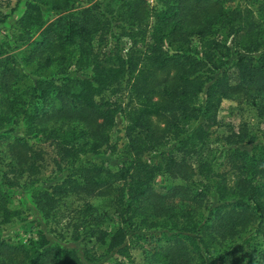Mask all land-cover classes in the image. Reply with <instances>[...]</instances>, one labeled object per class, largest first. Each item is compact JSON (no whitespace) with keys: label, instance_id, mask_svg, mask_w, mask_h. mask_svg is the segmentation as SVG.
<instances>
[{"label":"trees","instance_id":"16d2710c","mask_svg":"<svg viewBox=\"0 0 264 264\" xmlns=\"http://www.w3.org/2000/svg\"><path fill=\"white\" fill-rule=\"evenodd\" d=\"M43 7L60 14L48 21ZM256 10L223 0H157L153 6L107 0L78 10L72 0H25L14 26L18 40L29 43L25 60L39 72H55L25 84L11 57H0V152L7 159L0 221L8 222L11 213L9 184L41 170L43 153L27 138H52L57 167L68 174L38 194L47 224L55 216V194L108 197L119 221L104 231L93 214L85 215L98 211L86 202L78 225L68 226V220L65 228L50 226L56 240L90 239L106 244L108 253H123L129 230L144 229L156 235L144 264H264V128L261 139L244 126L226 134L222 170L199 155L209 149L224 99L256 102L264 116V2ZM6 17L0 12V22ZM70 68L88 74L71 75ZM108 90L123 92L125 106L104 98ZM118 113L125 120L127 150L110 167L97 156L121 140L114 135L112 142ZM201 117L183 136L181 121ZM19 122L26 124L23 136L14 133ZM65 134L72 135L70 142ZM172 142L180 156L168 153L158 166L143 160L147 151L159 153ZM156 171L172 180L166 190L154 186ZM251 233L260 242L249 245ZM36 235L27 244L0 235V264L94 261L89 251L82 260L76 249L53 244L40 230Z\"/></svg>","mask_w":264,"mask_h":264},{"label":"rangeland","instance_id":"374dc122","mask_svg":"<svg viewBox=\"0 0 264 264\" xmlns=\"http://www.w3.org/2000/svg\"><path fill=\"white\" fill-rule=\"evenodd\" d=\"M146 1L151 6L156 5L157 3V0ZM223 1L225 5L229 7L238 6L252 10L255 13H257L256 9L258 4L264 2V0ZM24 2L25 0H20L16 5V0H0V12L7 14L5 21L0 22V57H4L6 55L11 57L10 60L12 61V65H15L17 70L20 72V75H22V83L26 84L35 80V78L39 75L40 77H49L55 72V70L49 69L39 72L34 64L27 63L25 60L26 52L29 49V43L27 40H18L17 37L19 33L16 28H14L15 23L23 10ZM94 2H102L104 5L107 0H72L73 10L90 7ZM13 8L15 9L13 10ZM43 12L48 21H51L60 14V12L52 10L49 7H43ZM36 35L37 34L34 36ZM99 36V34H96L93 37L92 44L95 47L99 44ZM233 58L234 54L231 56V59ZM232 71H234V68H232ZM69 72L71 75L79 77H83L85 74H88V71L76 72L73 68H70ZM103 96L106 99L116 101L121 104V106H125V103L127 102V97L123 92L113 94L110 90H108L103 93ZM216 115V124L210 128V131L216 130V133L212 134L210 137V145L208 144L207 146L209 149H204L199 155L204 158L206 156V160L213 161L212 165L214 169L222 170L221 165L224 159L222 150H225L228 146L224 147V136L231 130H239L240 127L244 126L247 128L250 135H255L258 139H261L260 134L261 130L264 128V116H260L258 114L256 102H252L241 97L224 99L221 102ZM202 120V117L196 121L189 118L183 119L181 121V126L186 131L183 136L191 133ZM124 126L125 120L122 115L118 113L116 115V124L112 130V142L115 140L114 135L122 136L121 140L116 148L112 145L105 150L103 149L104 152L97 156L101 159V161H107V164L109 163L110 167L118 165V163L123 161V157L126 155L127 138L124 136ZM8 127L11 128L10 126ZM15 127V134L21 136L25 135L26 124L19 122ZM71 137V134L64 135V138H66L68 142L71 141ZM27 141L35 149L41 150L43 153L41 170H37L34 174L24 173L14 184H9L10 189H8L9 196L6 201V208L11 213L8 215V222L3 223L0 221V235L2 237L13 243L27 244L30 240H36V232L40 230L44 232L48 238H50L53 244L59 243L63 246L76 249L82 260L84 258V251H89V254L92 256L94 261L86 264H117L119 262H124V264H144L148 261L149 253L156 244V235H154L153 232V236L152 233H149L144 229L129 230L126 243L124 244L127 251L123 253H108L106 250V244L98 243L90 239L78 241L68 239L64 241L53 238L51 232L49 231L50 226L55 223L58 224L59 227L64 226L65 228L68 220V226H70V224L71 226L72 224L78 225L80 223L79 219L86 212V210H84V203L86 202L91 204L93 208L98 209V211L94 209V211L88 212L85 215L89 216L93 214L94 217L92 218L96 219L97 222L101 224L104 231L111 232L119 224L118 217L115 214L113 206L110 202H108V197L85 199L82 197L78 198L76 196H62L60 194H55L57 197L56 204L54 206L55 216L50 222L51 225L47 224V219L45 218L46 211L40 209L37 205L38 194L45 192L46 190L47 192H50L51 187L55 183L63 180L68 172L66 169H62V167H57L59 156L57 155V151L53 145L52 138L44 139L29 137L27 138ZM77 142H81V140H77ZM175 152L176 151L172 142L161 148L159 153L157 151H147L142 158L149 164L158 166L162 165L163 159L167 157L168 153L180 156L177 154L179 152ZM6 161L7 159L3 156V153L0 152V176H2L6 169L4 166ZM155 175L153 184L157 189L162 188V190H166L172 185V180L165 178V176L162 175V172L156 171ZM10 176L12 178L13 174ZM259 182L264 184V179H260ZM229 184H233V176H229ZM260 199L264 201V189L261 192ZM42 200H44V198H42ZM73 227L76 228V226ZM252 236V233L247 235V238H250L248 243L249 245L260 242L261 238L259 235H256L255 237ZM211 252L213 251L211 250Z\"/></svg>","mask_w":264,"mask_h":264}]
</instances>
